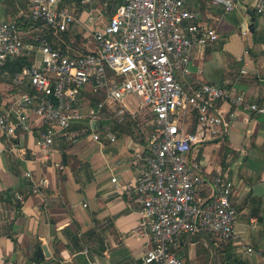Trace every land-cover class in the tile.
Instances as JSON below:
<instances>
[{
  "label": "crops",
  "instance_id": "0c3cea01",
  "mask_svg": "<svg viewBox=\"0 0 264 264\" xmlns=\"http://www.w3.org/2000/svg\"><path fill=\"white\" fill-rule=\"evenodd\" d=\"M254 1L237 0L236 8L225 12L213 0H185L218 35L214 43L192 48L189 81L230 88L244 96L245 104L236 108L228 99L219 102L225 136L190 154L207 176L220 174L232 183L237 239L230 244L208 234L181 235L174 252L183 264L264 261V114L248 109L251 103L264 108V25L253 11ZM63 4L76 16L64 45L93 51L86 21L93 16L106 23L117 2ZM28 8L29 0H0V20L16 22L25 42L33 46L35 38L42 40L46 34L30 26ZM19 58L33 65L40 57ZM8 89V80L0 78L1 111L10 106ZM87 91L79 99L84 108L93 105ZM125 105L122 122L105 108L95 125L98 130H87L86 122L73 124L58 133L48 149L36 143L40 122L31 114L30 131L0 132V264H143L149 235L135 236L143 221L140 206L126 199L122 186L143 168L135 155L148 148L152 115L140 110L134 98ZM92 134L99 139L93 140Z\"/></svg>",
  "mask_w": 264,
  "mask_h": 264
},
{
  "label": "built area",
  "instance_id": "2783aa9c",
  "mask_svg": "<svg viewBox=\"0 0 264 264\" xmlns=\"http://www.w3.org/2000/svg\"><path fill=\"white\" fill-rule=\"evenodd\" d=\"M115 1L106 23L88 17L86 28L95 49L86 53L69 46L62 52L45 38H35L31 46L16 22L0 20V78L8 80L10 104L0 110V132L30 131L31 114L40 122L36 143L48 149L57 134L73 124L86 122L87 130H98L95 125L105 108L122 122L125 102L134 98L140 110L152 115L148 148L135 155L143 168L122 186L126 199L140 206L143 221L135 236L149 235L142 262L183 264L174 252L181 235L202 233L230 243L237 239L232 183L220 174L207 176L190 154L225 136L218 103L228 99L238 108L245 98L225 86L189 81L192 48L206 47L218 35L185 0ZM213 1L225 12L237 6V0ZM253 11L264 25V0H255ZM28 21L34 30L47 31L64 43L60 36L70 31L76 16L63 0H29ZM31 55H39V62L13 75L4 69L8 61ZM85 90L93 99L87 108L79 104ZM95 96L102 100L95 102ZM248 109L264 114L255 103ZM92 139L99 136L92 134ZM111 182L119 187L116 178ZM202 192L208 194L206 199H200ZM245 251L252 253L251 248Z\"/></svg>",
  "mask_w": 264,
  "mask_h": 264
},
{
  "label": "trees",
  "instance_id": "16d2710c",
  "mask_svg": "<svg viewBox=\"0 0 264 264\" xmlns=\"http://www.w3.org/2000/svg\"><path fill=\"white\" fill-rule=\"evenodd\" d=\"M46 34L45 40L50 43L53 47L59 48L62 52L66 51V46L64 43L59 42L58 40L54 39L49 32L43 31ZM69 35V32H65L60 36V39H67L66 37ZM75 52H80L78 50H74ZM80 53H86V52H80ZM24 67H30L26 61H24L23 58H15L11 61H8L4 67L6 71L9 72L10 75L19 73L22 71ZM95 102L101 101L102 96H95L94 97Z\"/></svg>",
  "mask_w": 264,
  "mask_h": 264
},
{
  "label": "water",
  "instance_id": "95a60500",
  "mask_svg": "<svg viewBox=\"0 0 264 264\" xmlns=\"http://www.w3.org/2000/svg\"><path fill=\"white\" fill-rule=\"evenodd\" d=\"M247 29H248V30H251V27H248ZM38 252H40V250H39Z\"/></svg>",
  "mask_w": 264,
  "mask_h": 264
},
{
  "label": "rangeland",
  "instance_id": "374dc122",
  "mask_svg": "<svg viewBox=\"0 0 264 264\" xmlns=\"http://www.w3.org/2000/svg\"><path fill=\"white\" fill-rule=\"evenodd\" d=\"M130 103H133V101H130ZM231 244V243H230ZM228 245V244H227Z\"/></svg>",
  "mask_w": 264,
  "mask_h": 264
}]
</instances>
